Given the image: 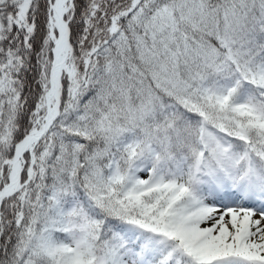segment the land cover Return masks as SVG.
<instances>
[{
    "label": "snow or ice",
    "instance_id": "obj_1",
    "mask_svg": "<svg viewBox=\"0 0 264 264\" xmlns=\"http://www.w3.org/2000/svg\"><path fill=\"white\" fill-rule=\"evenodd\" d=\"M0 264H264V0H0Z\"/></svg>",
    "mask_w": 264,
    "mask_h": 264
}]
</instances>
